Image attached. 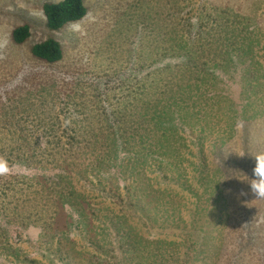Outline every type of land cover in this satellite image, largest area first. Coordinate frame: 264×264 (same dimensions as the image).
<instances>
[{
  "label": "rangeland",
  "instance_id": "obj_1",
  "mask_svg": "<svg viewBox=\"0 0 264 264\" xmlns=\"http://www.w3.org/2000/svg\"><path fill=\"white\" fill-rule=\"evenodd\" d=\"M49 1L0 0V264H264V0Z\"/></svg>",
  "mask_w": 264,
  "mask_h": 264
},
{
  "label": "trees",
  "instance_id": "obj_2",
  "mask_svg": "<svg viewBox=\"0 0 264 264\" xmlns=\"http://www.w3.org/2000/svg\"><path fill=\"white\" fill-rule=\"evenodd\" d=\"M43 10L47 17V24L52 30H60L69 23L80 21L89 13L86 0L49 1L44 4ZM29 35V24H23L14 30L13 39L21 43ZM32 52L38 59L49 63L58 62L64 55L62 43L54 36L35 43ZM199 210H201L200 207L192 210L193 215Z\"/></svg>",
  "mask_w": 264,
  "mask_h": 264
},
{
  "label": "clouds",
  "instance_id": "obj_3",
  "mask_svg": "<svg viewBox=\"0 0 264 264\" xmlns=\"http://www.w3.org/2000/svg\"><path fill=\"white\" fill-rule=\"evenodd\" d=\"M247 181L250 184V190L259 199H264V153H258L255 155V166L252 169V178ZM246 195V193H241Z\"/></svg>",
  "mask_w": 264,
  "mask_h": 264
},
{
  "label": "crops",
  "instance_id": "obj_4",
  "mask_svg": "<svg viewBox=\"0 0 264 264\" xmlns=\"http://www.w3.org/2000/svg\"><path fill=\"white\" fill-rule=\"evenodd\" d=\"M206 184H208V181L207 180H205L204 181V185H206ZM205 188V187H204ZM206 189V188H205ZM198 190L200 191L201 189H200V185L198 186ZM189 209H190V211H191V213H192V210H195L196 208L195 207H189ZM193 214V213H192ZM196 217V216H195ZM197 220H198V217H197ZM212 221H214V220H212ZM197 222V221H196ZM197 226V225H196ZM210 231H213V233H215V229H212L210 226H209V224L208 225H205L204 227H202V229H201V235H199V241H200V246H201V250H200V252H202V253H207V254H209V250L211 249V248H213V246H208L207 248V250H204L203 249V245H202V243H204L206 240H207V235L210 233ZM213 237H214V235H213Z\"/></svg>",
  "mask_w": 264,
  "mask_h": 264
}]
</instances>
